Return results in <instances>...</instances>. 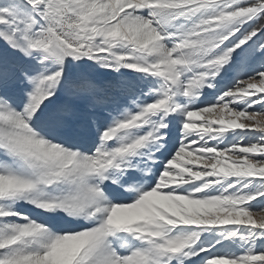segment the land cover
I'll return each mask as SVG.
<instances>
[{"label":"snow or ice","instance_id":"1","mask_svg":"<svg viewBox=\"0 0 264 264\" xmlns=\"http://www.w3.org/2000/svg\"><path fill=\"white\" fill-rule=\"evenodd\" d=\"M0 264H264V0H0Z\"/></svg>","mask_w":264,"mask_h":264}]
</instances>
